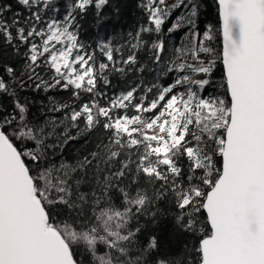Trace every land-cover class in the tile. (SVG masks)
<instances>
[{"label": "snow or ice", "instance_id": "obj_1", "mask_svg": "<svg viewBox=\"0 0 264 264\" xmlns=\"http://www.w3.org/2000/svg\"><path fill=\"white\" fill-rule=\"evenodd\" d=\"M57 2L0 4V41L16 57L0 61V264H85L82 252L87 264H264V0H213L218 26L203 30L201 0H142L131 39L96 48L79 40L77 17L109 0H67L62 18ZM130 73L109 94L110 77ZM28 89L70 91L74 103L49 96L41 114L60 115L37 123ZM101 128L96 151L55 162ZM89 169L91 194L78 176ZM159 201L191 241L182 255L160 256L141 223Z\"/></svg>", "mask_w": 264, "mask_h": 264}, {"label": "trees", "instance_id": "obj_2", "mask_svg": "<svg viewBox=\"0 0 264 264\" xmlns=\"http://www.w3.org/2000/svg\"><path fill=\"white\" fill-rule=\"evenodd\" d=\"M9 3L12 5L13 11H23L21 6L16 3V0H0V4ZM142 0H109V3L100 9V14H96V9L90 6L86 13L82 16L77 17V22L79 23L78 38L87 46L91 48H96V46L101 42L112 41L114 45H125L131 37L129 33H135L138 27L144 25L147 19V12L143 10L140 6ZM202 8L201 15L199 18V27L201 30L205 28L206 25L212 24L218 26V18L216 14V7L213 0H201ZM67 0H58L57 7L61 9L58 18L66 13ZM180 11L177 10L173 13L170 18L169 25L171 21L179 15ZM11 17V13L7 14ZM183 30L172 33L168 37L169 48L177 46L180 43V39L183 36ZM90 48V50H91ZM146 53L140 54V59L146 60ZM16 57L13 54L11 48H7L0 41V61H14ZM22 67V62L18 64V68ZM145 77L149 80L153 79L155 73H144ZM217 80L219 79V73L216 74ZM110 79L113 82L114 87L109 90V94L112 92H119L126 86V81L132 82L136 79V74L130 73L124 79L119 76H112ZM20 96L22 99L26 100L30 107L29 119H34L37 123H42L46 116H59V113L46 112L42 115V108L46 109L49 106L48 97L52 96L58 102H69L74 103L70 91H50L48 93L44 92H34L31 89L20 91ZM83 128V124L80 125ZM62 128H58L57 132H62ZM71 135L77 136L78 132L76 129L71 131ZM107 134L103 129H97L90 133H83L79 135V139L70 141L63 149L62 152H57L55 156V162L59 163L64 160L70 164H75L78 160L82 159L84 156L89 155V153L96 151L97 144L106 136ZM55 139V138H53ZM103 167V166H102ZM94 170L89 169L88 172L79 173L78 176L82 179V184L80 186V191L84 193L91 194L96 189V180L94 178ZM143 183V181H142ZM144 187L151 193V186L144 184ZM119 203V201H116ZM159 208V212L155 217V220L149 217H144L141 219V223L145 221L148 222V229L154 233L160 242V256L164 257H176L182 255L184 252V245L186 242L189 244L191 241L185 235H182L176 228L174 221V213L176 209L172 207L167 201H159L156 205L152 207L155 211ZM80 259H85V264H87V259L85 255L81 254Z\"/></svg>", "mask_w": 264, "mask_h": 264}, {"label": "rangeland", "instance_id": "obj_3", "mask_svg": "<svg viewBox=\"0 0 264 264\" xmlns=\"http://www.w3.org/2000/svg\"><path fill=\"white\" fill-rule=\"evenodd\" d=\"M170 2H171V0H170ZM180 14V13H179ZM175 20V19H174ZM177 62H179V61H177Z\"/></svg>", "mask_w": 264, "mask_h": 264}]
</instances>
